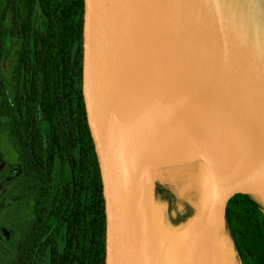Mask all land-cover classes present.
<instances>
[{
	"label": "water",
	"instance_id": "obj_1",
	"mask_svg": "<svg viewBox=\"0 0 264 264\" xmlns=\"http://www.w3.org/2000/svg\"><path fill=\"white\" fill-rule=\"evenodd\" d=\"M146 45L168 94L119 114L122 79ZM82 92L103 183L106 264H213L230 200L264 197V161L247 174L246 149L264 152V0H85ZM190 110L207 120L236 175L223 185L207 178L203 209L161 243L143 160Z\"/></svg>",
	"mask_w": 264,
	"mask_h": 264
},
{
	"label": "trees",
	"instance_id": "obj_2",
	"mask_svg": "<svg viewBox=\"0 0 264 264\" xmlns=\"http://www.w3.org/2000/svg\"><path fill=\"white\" fill-rule=\"evenodd\" d=\"M1 1L0 133L14 144V176L31 200L10 264H106L103 183L82 92L85 0ZM200 169L206 184L207 168ZM197 213L155 183L161 243L180 234ZM226 230L240 264H264L263 203L236 195L220 238Z\"/></svg>",
	"mask_w": 264,
	"mask_h": 264
},
{
	"label": "bare ground",
	"instance_id": "obj_3",
	"mask_svg": "<svg viewBox=\"0 0 264 264\" xmlns=\"http://www.w3.org/2000/svg\"><path fill=\"white\" fill-rule=\"evenodd\" d=\"M168 78L155 49L142 46L136 53L122 79L118 93V113L126 106L138 102L166 97ZM251 164L247 174H252L264 161V152L248 143ZM203 162L210 174L208 181L214 185L230 184L236 172L231 169L227 156L211 136L206 119L190 110L182 115L150 148L143 160L146 171L173 164ZM229 264H236V252L227 245Z\"/></svg>",
	"mask_w": 264,
	"mask_h": 264
},
{
	"label": "rangeland",
	"instance_id": "obj_4",
	"mask_svg": "<svg viewBox=\"0 0 264 264\" xmlns=\"http://www.w3.org/2000/svg\"><path fill=\"white\" fill-rule=\"evenodd\" d=\"M2 9L3 3L0 0V16ZM201 164L204 163H179L152 169L150 172L155 183L168 187L180 200L187 202L197 212H200L205 206L208 194V188L202 180ZM18 167V156L13 142L7 133H0V264H10L15 258L17 244L30 219L29 193L24 191L22 180L14 176L13 172ZM207 174L209 176V170ZM254 197L264 204L263 197L257 195ZM156 225L158 230L161 226V217L156 219ZM227 245H232L235 249L229 230H226L220 238L222 261L218 263L215 260L213 264H229ZM235 263L240 264L237 253Z\"/></svg>",
	"mask_w": 264,
	"mask_h": 264
}]
</instances>
